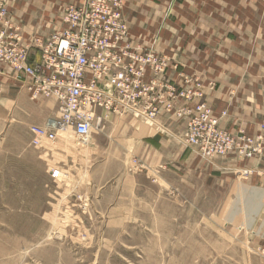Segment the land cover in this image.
<instances>
[{
	"label": "rangeland",
	"instance_id": "1",
	"mask_svg": "<svg viewBox=\"0 0 264 264\" xmlns=\"http://www.w3.org/2000/svg\"><path fill=\"white\" fill-rule=\"evenodd\" d=\"M22 114L0 104V264H264V247L244 248L242 235L252 236L229 235L222 220L231 203L245 205L234 201L230 182L185 170L149 173L132 161L128 182L118 177L119 163H103L98 179L106 182L95 184L70 132L55 143L39 140L54 147L38 158Z\"/></svg>",
	"mask_w": 264,
	"mask_h": 264
},
{
	"label": "crops",
	"instance_id": "2",
	"mask_svg": "<svg viewBox=\"0 0 264 264\" xmlns=\"http://www.w3.org/2000/svg\"><path fill=\"white\" fill-rule=\"evenodd\" d=\"M81 2L8 0V18L28 44L60 32L64 8ZM122 15L132 48L144 49L154 42L156 53L169 59L167 74L172 83L182 84L183 77L201 81L207 105L217 116L225 113L220 122L222 129L253 135L264 124V0H123ZM24 80L22 74L4 70L0 74V104L15 105L30 130L53 117L56 104L32 101L24 89ZM210 85L214 86L212 91ZM111 117L114 127L108 132L112 139L105 128L93 131L90 142L87 139L73 145L85 148L93 183L106 182L98 179V168L103 163H119L118 177L128 182L132 161L142 164L149 173L185 170L211 182L228 181L236 192L234 201L245 200L243 208L231 203L227 213L222 214L223 222L231 226L229 235L247 231L252 237L242 235L244 248L264 247V180L254 174L234 172L238 166L254 168L263 163L235 162L231 158L200 160L181 143L183 123L166 114H160L153 123L112 115L106 120ZM108 138L113 144H104ZM28 147L41 153L38 158H48L54 145Z\"/></svg>",
	"mask_w": 264,
	"mask_h": 264
},
{
	"label": "built area",
	"instance_id": "3",
	"mask_svg": "<svg viewBox=\"0 0 264 264\" xmlns=\"http://www.w3.org/2000/svg\"><path fill=\"white\" fill-rule=\"evenodd\" d=\"M122 5L123 0L68 5L60 32L25 44L8 18V0H0V74L7 68L22 74L32 101L56 104L53 117L30 128L31 144L55 143L66 132L86 141L104 129L108 115L153 123L166 114L183 123L181 143L193 155L204 161L263 163L245 171L264 180V124L253 135L222 129L225 113L217 116L207 106L200 83L184 77L182 84L172 83L169 59L156 53L154 42L144 49L131 47Z\"/></svg>",
	"mask_w": 264,
	"mask_h": 264
},
{
	"label": "bare ground",
	"instance_id": "4",
	"mask_svg": "<svg viewBox=\"0 0 264 264\" xmlns=\"http://www.w3.org/2000/svg\"><path fill=\"white\" fill-rule=\"evenodd\" d=\"M193 80H195V81H197L198 83H200L202 86H203V84L201 83V81L200 80H198V79H195V78H193ZM203 92H204V87H203ZM204 95H205V92H204ZM208 106V105H207ZM159 117V116H158ZM157 117V118H158ZM156 118V119H157ZM155 119V120H156ZM154 120V121H155ZM221 122V121H220ZM220 122H219V126H220ZM60 136V138L62 139V140H64V139H66V137L68 136V132H66V133H60L59 135H58V137ZM180 138H181V136H180ZM84 142V141H83ZM83 142H81V143H83ZM187 149V148H186ZM141 166V165H140Z\"/></svg>",
	"mask_w": 264,
	"mask_h": 264
}]
</instances>
